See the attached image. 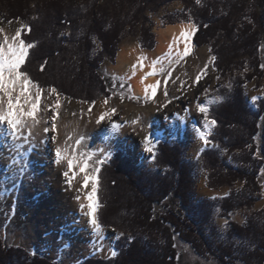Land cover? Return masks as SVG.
Instances as JSON below:
<instances>
[{
    "label": "trees",
    "instance_id": "16d2710c",
    "mask_svg": "<svg viewBox=\"0 0 264 264\" xmlns=\"http://www.w3.org/2000/svg\"><path fill=\"white\" fill-rule=\"evenodd\" d=\"M33 0H0V16L4 20H25L22 36L32 44L21 71L41 88H54L59 95L95 101L112 94L110 84L101 75L103 58L114 59L123 40L126 25L145 24V11L160 0H108L112 3L110 23L101 0H42L31 7ZM185 14H193L198 30L192 48L208 43L218 33L223 42L215 50L216 68L228 71L234 59L250 57L251 73L234 79L231 87L222 89L223 100L213 104L209 117L216 119L211 141L219 148L238 155L240 167L224 163L218 149L201 152L210 170L213 185H233L243 181V187L225 196L218 203L224 212H233L261 200L259 174L264 168V98L252 108L244 90L254 77H264V0H252L248 13H243L249 0H207L198 7L193 0H184ZM128 2L132 13L121 17L120 5ZM241 25L234 22V15ZM245 15V16H244ZM247 18V19H245ZM177 21V20H176ZM170 23H175L174 20ZM205 25L207 27H205ZM31 27V31L27 30ZM139 39L144 49L154 47V35L146 28ZM98 37L102 51L94 55L93 39ZM46 66L41 71V65ZM154 165L165 171L150 173L133 164L123 150L117 149L110 160L100 163L97 172V221L102 227L114 228L119 239L112 242L116 256H86L74 264H179L175 237L192 245L196 251L205 246L202 225L210 217L213 202L196 205L190 192L193 187L191 167L184 161L183 144L159 140ZM188 208L189 212H185ZM207 213L203 219L199 213ZM193 215V218L191 217ZM230 235L239 236L248 244L243 253L235 254L227 246L216 252L206 251L221 264H264V208L244 224L231 222ZM0 235V264H59L39 253L30 254L24 247L6 244ZM131 238V239H130ZM242 255V256H241Z\"/></svg>",
    "mask_w": 264,
    "mask_h": 264
},
{
    "label": "rangeland",
    "instance_id": "374dc122",
    "mask_svg": "<svg viewBox=\"0 0 264 264\" xmlns=\"http://www.w3.org/2000/svg\"><path fill=\"white\" fill-rule=\"evenodd\" d=\"M42 0H33L31 7L34 10L36 4H39ZM80 3H83L85 0H78ZM198 7L204 6L207 0H200L199 3L196 0H193ZM213 1V0H212ZM252 0H249L243 13H248L250 10ZM101 5L106 9L105 20L107 25L110 23V13H112V3H109L108 0H101ZM185 1L184 0H160L157 2V6L152 5L147 8L145 11V17H147V22L143 24L141 21L135 26L130 27L126 25L124 31L123 40L119 43V49L114 57V59L103 58V62L99 66V71L102 76L107 79V82L110 84L112 94L109 97H100L95 101H86L73 99L68 96L59 95V91L54 88H41L36 87L32 89L33 94L36 93L37 89L40 90V104L38 110H41L44 114L46 112L47 125L51 129L54 121L53 117L58 119L64 118L66 115H72L75 118H82L83 114H86L87 111L97 110L100 103H104L107 100V108L117 107V104L130 103L133 104V113L134 116H137V119H140V114L138 110H145L149 105L147 102H142L137 96H134L132 93L131 84L124 78L114 74L111 71V64H115L117 61V54L121 48V45L124 42L136 43L140 48L139 39L143 35V31L148 28L149 31L154 35V47L152 49L145 50H154L158 42V33L159 30L166 25L175 24L178 22L184 21L182 19V12L184 11ZM194 7H190L187 18L190 20L188 22L194 23L193 14L190 12ZM122 14L121 17L124 18L127 13H132V8L130 3L125 2L123 5L119 6ZM244 15V16H245ZM243 17L241 12L237 10V14L234 15V22L238 26L241 25V21H238V18ZM247 19V18H245ZM172 20L175 23H170ZM177 20V21H176ZM186 22V21H184ZM25 20H4L0 16V40L7 41L10 38L7 36L8 33H15L17 31L21 32L25 27ZM194 36V35H193ZM96 36L93 39L95 44L94 55H98L102 51L101 42ZM223 42V37L218 33L214 38H212L208 43L198 47L192 48L190 54L193 56L199 53L204 55L206 59L207 72L204 73L205 66L200 71L199 75L202 76V79L199 83H196L195 76L190 74L187 76V82L181 83V85L188 88L185 90V93H194L196 96H201V103L206 105L210 111L211 106L219 102L221 97L224 96L221 94L222 89H226L233 85L234 79L238 77H245L247 73H251L250 68V57L243 56L239 59H234L233 63L230 66V69L226 72H222V68H216L212 57L215 56V50ZM144 50V48H142ZM197 58V57H196ZM175 63H172L170 66H163L159 73L160 77H169L170 88L174 91L177 89L176 85H173L172 81L175 80L174 77L170 74V69H172ZM194 66V63H191ZM187 74V73H185ZM28 77V76H27ZM216 77H219L217 80ZM174 78V79H173ZM210 82V84H208ZM172 82V83H171ZM176 83V81H174ZM207 90V91H205ZM244 90L247 96V101L249 105L256 109V102H253L251 97L259 96L264 98V77H254L251 81H247L244 86ZM170 100H175L170 98ZM59 104V107H57ZM118 108V107H117ZM30 110V108H29ZM104 112H108L103 111ZM119 109H116L114 116L109 113L110 117L104 119L100 126H96L93 130L92 136L105 139L108 133V122L114 117H121L122 122L124 121L123 115L126 113H121ZM101 113L96 117L99 118ZM56 115V116H55ZM126 117V116H125ZM28 123L33 120V118H27ZM195 121V129L199 132L203 131L207 133L209 144L204 145L203 140L199 135H192L189 133L185 127L182 134L169 135L165 133H160L155 144L154 152L156 153V147L159 140L165 139V141L170 143H175L177 141L181 142L184 147L182 157L185 162L189 164L192 171V180L193 187L190 192L192 197V202L198 205L202 201L211 200L213 202L212 211L208 220L202 225L204 233H202L203 239L206 242L205 246H201V251H196L192 248V245L187 241L181 239L178 235L175 237L176 247L179 252V264H221L214 255L206 251V247L219 252V247L225 245L230 251H233L235 254L243 253L244 249L248 247L246 242L242 241V238L239 236H231V222L244 224L250 217L258 214L262 208H264V168L260 170L259 174V183H260V196L261 200L256 201L253 205L242 207L233 212H224L221 208V204L218 203L225 196L233 191L240 190L244 182L236 181L233 185H213L210 181V170L205 166V161L201 157V152L207 149H218L221 160L229 165L240 167L241 163L238 161V155L222 150L219 148L217 143H213L211 139V134L213 131V126H205V123L201 122L197 117H193ZM208 119L209 117L208 112ZM125 121H127L125 119ZM1 127V126H0ZM147 127V123H145ZM0 129V235L3 236L6 244L13 246L24 247L30 254L39 253L41 256H46L50 259L58 261L59 264H74L82 260L86 256L93 257H110L112 256V251L117 250L113 248L112 242L116 239L118 231L114 228L102 227L99 223V230L102 232V237L98 240L94 237V234L85 227L83 224H80L78 221L86 213L83 209L80 208V201L84 194L87 191H81L78 193L74 192L73 186H69L66 183L67 178L63 177L64 171H69L70 176L72 173H77V168L69 170L67 165L60 162V167L55 162V151L53 150L52 158L45 159V162H40L39 155L33 156L34 152L25 153L23 149L28 144L18 150L15 148L12 152V156L4 158L5 155L2 153L6 148L12 149L13 146L10 145L13 143L12 136L7 132V125H2ZM54 131V132H53ZM56 129H53L51 134L52 136L56 135ZM25 136H28V130L24 129L23 131ZM151 134H155L154 131ZM93 138V139H95ZM121 136L117 141L109 139L107 142L100 144L94 143L88 147L70 148L67 155H70L71 152H74L75 155L81 156L83 159L91 156L89 160V173L96 176V168L99 167L100 160L107 161L104 159L105 153L111 151L112 154L117 150L121 149L124 153L133 160V164L137 167L142 168L146 171H149L151 174L158 171H165L162 167H156L153 163L154 160L151 159V154L144 153L143 156L139 154L141 145L143 144L142 138H135L133 143V148L131 149L128 145L120 144ZM47 141H50L51 148H55V140L51 138ZM15 142V141H14ZM144 146V144H143ZM50 148V150H51ZM143 152V151H142ZM15 159L16 163L13 164L12 160ZM52 159V160H51ZM51 161V162H50ZM55 163H53V162ZM21 169H25V172L22 174ZM30 176L32 179L29 180L26 177ZM78 179L79 176L76 174L72 176V181ZM97 178V176H96ZM93 186V182H90ZM97 183V179L95 184ZM83 194V195H82ZM79 196L80 199L77 200L75 197ZM97 199V197H96ZM98 201V199H97ZM98 206V203H97ZM185 212L188 213V208H185ZM207 213H199L197 217L203 219V216ZM193 218V215H191ZM97 218V217H96ZM228 221L225 224V221ZM98 222V221H97ZM242 256V255H241ZM236 264H246L244 262L238 261Z\"/></svg>",
    "mask_w": 264,
    "mask_h": 264
},
{
    "label": "bare ground",
    "instance_id": "6f19581e",
    "mask_svg": "<svg viewBox=\"0 0 264 264\" xmlns=\"http://www.w3.org/2000/svg\"><path fill=\"white\" fill-rule=\"evenodd\" d=\"M193 24L191 22H178L175 24H168L165 27L161 28L158 33V42L156 44V48L152 50H143L136 43L124 42L121 45L119 53L117 54V61L114 64H111V71L114 74L126 79L131 84L132 93L134 96H137L142 102H147L149 105L145 110H138L141 112L140 119H137V116H134L133 113V104L124 103L117 104L115 109H119L121 113H126L123 115L124 121L122 122L121 117H114L108 122V133L105 139H101L99 137H94L93 130L101 123H97L98 117H96L99 113L102 114L103 111L111 112L110 107L107 108L106 103H100L97 110L87 111L86 114H83L82 118L78 119L72 117V115H66L62 119L55 118L54 124L55 127L51 125L50 127L47 125L46 112L43 114L41 110L37 109V113L33 119L37 121L35 126V136H29L28 139L32 142V144L37 145L36 147H32L30 144L25 146L23 149L26 151L25 153L34 152L33 156L39 155L40 162H45V159L52 158L53 150L55 151L56 147H60L62 149V165H67V160L72 158L73 156L77 157V175L79 178L72 181L71 188L73 186L74 192L78 193L81 191H87L80 201V204H83L85 207L83 211L86 213L90 212V209L87 207L89 201L87 200L88 192L91 191L92 184L89 182L87 188H84V173L79 172V168L82 164V157L79 155H75L74 152H71L70 155H67L69 147L80 149L81 147H88L90 144H102L107 142L109 139L117 141L119 136H121V143L126 144L131 149L133 148V143L136 137L138 139L142 138V141L146 136L151 134L152 131L155 134H151L154 143L156 144L158 136L160 133H165L169 135H177L182 134L183 129L186 127L190 134L199 135V131L195 129V121L193 117H197L201 122H204L203 114L199 113L197 104L201 103V96H196L194 93H185V86L181 85L183 82H187V76L194 75L195 77L199 75L202 68L206 65V59L204 55H192L189 54L187 56L184 55V47L185 43L183 39L180 37V33L184 30L185 25ZM7 36L10 38L9 43L18 42L16 41L15 33H8ZM194 35V34H193ZM193 36L191 37L189 43L191 45ZM5 40H0V43H3ZM197 57V58H196ZM172 63H175V67L170 69V74L175 78L171 83L176 85L177 89L174 91L170 88L169 77H160L159 73L163 66H170ZM194 63V66L191 65ZM187 73V74H185ZM173 78V79H174ZM176 81V83H174ZM208 83V81H206ZM210 84V82L208 83ZM156 86V95L152 96V86ZM167 89L168 96L165 97L163 95L164 90ZM18 91V90H17ZM178 96V99L171 100V103H168L170 98ZM167 104V107L164 105ZM27 107V106H26ZM6 108V104H5ZM29 110V109H28ZM100 114V115H101ZM56 116V115H55ZM126 116V117H125ZM107 116L105 119H108ZM31 119V118H30ZM125 119L127 121H125ZM136 120L137 123L133 124L132 121ZM32 123V121H30ZM113 123L120 124L121 127L118 130H113L111 125ZM145 123H147V127H145ZM5 125V124H3ZM2 127V125H0ZM0 127V129H2ZM47 127L49 132H43V128ZM53 129H56V145L55 148H51L50 141H47L51 138V132ZM24 131V130H23ZM54 132V131H53ZM25 136V135H24ZM82 138V139H81ZM95 138V139H93ZM80 140V144L77 145L76 141ZM10 145L13 146L12 149L8 147L2 153L5 155L4 158L8 157V155L12 156V152H14L15 148L20 150L22 147H17V145L26 144L22 139H18ZM51 148V150H50ZM143 151V152H142ZM146 153L144 150L143 144L140 147L139 154L143 156ZM55 154V153H54ZM52 160V159H51ZM51 162V161H50ZM53 162V161H52ZM54 163V162H53ZM55 164V163H54ZM58 168L61 164H58ZM75 168V169H76ZM88 174L90 176L88 168ZM83 195V194H82ZM83 214L84 216L80 218L78 221L80 224H83L87 227L96 239H100L102 237V232L100 230L97 231L91 223V217L89 215ZM98 223V222H97Z\"/></svg>",
    "mask_w": 264,
    "mask_h": 264
},
{
    "label": "snow or ice",
    "instance_id": "6c2138e0",
    "mask_svg": "<svg viewBox=\"0 0 264 264\" xmlns=\"http://www.w3.org/2000/svg\"><path fill=\"white\" fill-rule=\"evenodd\" d=\"M197 3L200 2V0H196ZM184 30L180 33L181 39H183L185 43L184 47V55L187 56L191 50V45L189 43L191 37L193 34L198 30V26L195 24H189L183 26ZM205 27H207L205 25ZM27 30L30 32L31 27L27 26ZM16 41L18 42H7V38H5V41L3 43H0V125H3L6 123L7 125V132L12 136V139L14 141L18 139H22L25 143L30 144L32 147H36L37 145L32 144V142L28 139L29 136L34 137L35 136V126L37 124V121L35 119L32 120V123H28L27 118H33L35 117L37 113V109L40 104V90L37 89L36 93L33 94L32 89L36 87L33 85L32 81L28 79L27 74L22 72L21 66L25 63L26 58L29 55V49L33 47L32 44L26 43L23 39H21V32H16ZM216 59L215 56L212 57V60L214 61ZM46 66L45 64L41 65V71L44 70ZM261 68H264V64L260 65ZM207 72V66H205L204 73ZM202 79L201 75H197L195 77L196 83H199V81ZM218 80L219 77H216ZM18 90V91H17ZM55 91V89H53ZM207 91V90H205ZM152 96L156 95V86H152ZM163 95L165 97L168 96L167 89L164 90ZM178 96H174L173 99H178ZM223 100V97L220 98ZM253 102H256L261 99L259 96H253L251 97ZM104 103H107V100L104 101ZM168 103H171V100H168ZM6 104V108H5ZM27 106V107H26ZM57 107H59V104H57ZM164 107H167V104L164 105ZM30 108V110H28ZM197 108L199 113L203 114L205 126L210 125H216L217 120L216 119H208V112L209 109L206 105L202 103L197 104ZM91 111V108L89 109ZM116 113V109H111V115L114 116ZM110 114L108 112L102 113L99 118L97 119V123H101L105 117L109 116ZM53 120H55V117H53ZM138 121L133 120L132 123L135 124ZM55 127V124H53V128ZM113 130H118L121 125L117 123H113L111 125ZM28 130V136H24L23 130ZM199 131V130H198ZM43 132L47 133L49 132V129L47 127L43 128ZM200 138L203 140L204 145L207 146L209 144V139L207 133L200 131L199 132ZM52 140H55L56 137L52 136ZM82 139V138H81ZM76 144H80V140L76 141ZM144 144V150L151 154V159L155 160V143L153 141V138L151 134L146 136L143 140ZM17 147H23V145H17ZM62 149L60 147L55 148V162L59 164L62 159ZM112 158V152L108 151L105 153L104 159L110 160ZM91 159V156L82 159V164L79 168L80 173H84V188H87L89 185V182H93V186L91 188V191L88 192L87 200L89 201L87 207L90 209L89 213H86V215H89L91 217L90 223L91 225L99 230V224L97 223V187H96V176L92 175L90 176L88 174V168H89V160ZM77 157L73 156L72 158L67 160V167L69 170H72L75 168L77 164ZM12 163L15 164L16 160L13 159ZM99 163H104V160H100ZM95 171H99V168H96ZM22 174L25 172V169H21ZM77 173L73 172L72 176H75ZM72 176H70L69 171L63 172V177L67 178L66 183L71 186L72 184ZM27 179L31 180L32 178L30 176L26 177ZM75 199L79 200L80 197L77 196ZM85 206L83 204L80 205V208L83 209ZM228 221H225V224H227ZM120 236H123V233L120 234ZM120 236L117 237V239L120 238ZM131 239V238H130ZM112 256H116V251H112Z\"/></svg>",
    "mask_w": 264,
    "mask_h": 264
}]
</instances>
